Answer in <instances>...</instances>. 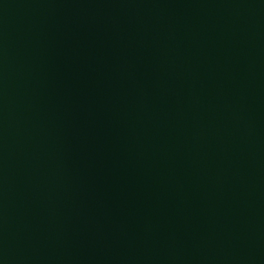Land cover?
<instances>
[{"label":"water","instance_id":"95a60500","mask_svg":"<svg viewBox=\"0 0 264 264\" xmlns=\"http://www.w3.org/2000/svg\"><path fill=\"white\" fill-rule=\"evenodd\" d=\"M0 264H264V0H0Z\"/></svg>","mask_w":264,"mask_h":264}]
</instances>
